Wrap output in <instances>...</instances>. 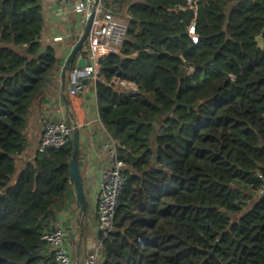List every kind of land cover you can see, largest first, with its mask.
Listing matches in <instances>:
<instances>
[{
    "label": "trees",
    "instance_id": "1",
    "mask_svg": "<svg viewBox=\"0 0 264 264\" xmlns=\"http://www.w3.org/2000/svg\"><path fill=\"white\" fill-rule=\"evenodd\" d=\"M105 5L127 34L98 59L96 105L125 182L99 264H200L210 251L203 264H264V0ZM43 25L39 0H0V264H56L41 237L71 191L72 140L16 167L28 111L57 70Z\"/></svg>",
    "mask_w": 264,
    "mask_h": 264
},
{
    "label": "crops",
    "instance_id": "2",
    "mask_svg": "<svg viewBox=\"0 0 264 264\" xmlns=\"http://www.w3.org/2000/svg\"><path fill=\"white\" fill-rule=\"evenodd\" d=\"M104 2L106 3V0ZM39 4L44 21L40 41L43 50L51 47L55 51L58 60L57 70L52 75V80L46 90L33 102L28 111L24 129L27 147L22 154L16 157V167L21 170L27 162L33 159L47 121L64 120L71 125L73 122L77 124L79 130L78 165L86 197V213L82 220L83 225H81L79 207L76 204L71 184L67 207L60 213L57 223L62 224L66 231L65 247L73 264H81L86 259L90 245L96 237L97 197L102 174L110 161L108 154L103 150V144L109 135L99 120L94 83L89 81L84 92L72 96L68 92L70 70H67L64 76L62 74V67H64L69 52L83 32L85 22L82 15L77 14L76 4L69 0H39ZM116 17L121 19L117 15ZM195 38L194 36L192 39L195 40ZM86 42L88 48V40ZM87 54L84 58H87ZM79 58H82V55L77 53L73 67H76ZM114 88L115 90L122 89L118 86ZM132 90L133 88H130L131 92ZM67 224H70L68 229ZM69 231L73 232L74 239L69 237ZM82 231L84 235L80 238ZM89 232L93 234V237L87 235ZM50 251L47 247L42 257L48 255Z\"/></svg>",
    "mask_w": 264,
    "mask_h": 264
},
{
    "label": "built area",
    "instance_id": "3",
    "mask_svg": "<svg viewBox=\"0 0 264 264\" xmlns=\"http://www.w3.org/2000/svg\"><path fill=\"white\" fill-rule=\"evenodd\" d=\"M76 4L77 14L82 15L86 22L91 8L94 14L91 28L87 37L89 66L81 69L74 67L69 71V94L74 96L87 89L85 80L95 82L99 79L98 59L108 53H119L127 34V23L116 17L105 5L104 0H69ZM190 7L195 6V0H186ZM189 33L193 34V24L189 26ZM68 36V35H67ZM98 75V76H97ZM114 82V83H113ZM114 86L136 91L134 84L121 80L112 81ZM73 126L64 120L47 121L40 136L37 152L46 148L61 147L72 140ZM103 150L109 156V165L102 174L99 187L95 217L96 237L90 245V253L81 264H99L102 239L106 238L113 229V219L118 203L120 190L125 182V163L118 158V146L110 136L103 144ZM66 231L62 224L56 223L53 230L44 233L41 237L51 250L56 264H73L65 247Z\"/></svg>",
    "mask_w": 264,
    "mask_h": 264
},
{
    "label": "water",
    "instance_id": "4",
    "mask_svg": "<svg viewBox=\"0 0 264 264\" xmlns=\"http://www.w3.org/2000/svg\"><path fill=\"white\" fill-rule=\"evenodd\" d=\"M93 8H91L90 14L88 15V18L85 22V26L83 29V32L79 38V40L76 42V44L74 45V47L72 48V50H70L69 55L67 57V60L65 61L64 67H62V74L63 76L65 75V71L66 68L70 65V63L73 61V59L76 57L77 53L79 52L80 48L85 44V42L87 41V37L91 28V23H92V19H93ZM188 30L185 28L183 34H188ZM180 35V34H178ZM255 41L257 42V46L260 48H263V41L261 37H257L255 39ZM43 51V49H42ZM90 62L86 59V58H79L77 60L76 63V67L81 69L85 66H89ZM52 80V76L49 75L47 77L46 82L44 83V85L41 88V94L46 90L49 82ZM175 101V106H183L186 107L187 109H195L200 102H195L193 104H180L177 101V98H174ZM73 126V133H72V155L70 157L69 160V179L70 182L72 184L73 187V191L75 194V201L77 206L79 207V214H80V223L82 224V220L83 217L86 213V197H85V193H84V188H83V180H82V176L80 173V168L78 165V150H79V130L77 127V124L75 122H73L72 124ZM156 128H157V124L154 123V130H153V134H156ZM70 224L66 225V228H69ZM84 235V232L82 231L80 238H82ZM69 237L71 239H74V234L72 231H69ZM217 245V242L214 244ZM212 254V251H210L207 255V257L200 263L203 264V262Z\"/></svg>",
    "mask_w": 264,
    "mask_h": 264
},
{
    "label": "rangeland",
    "instance_id": "5",
    "mask_svg": "<svg viewBox=\"0 0 264 264\" xmlns=\"http://www.w3.org/2000/svg\"><path fill=\"white\" fill-rule=\"evenodd\" d=\"M125 15V14H124ZM123 19H120V20H122V21H125L124 19H125V16H121ZM195 35L194 34H191V37L193 38ZM88 236H90V237H93V234H90V232L87 234ZM90 253V251L88 252V254Z\"/></svg>",
    "mask_w": 264,
    "mask_h": 264
}]
</instances>
